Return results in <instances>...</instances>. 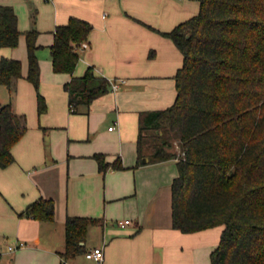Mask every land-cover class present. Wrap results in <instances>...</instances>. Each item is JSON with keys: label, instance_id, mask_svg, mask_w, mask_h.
Segmentation results:
<instances>
[{"label": "crops", "instance_id": "1", "mask_svg": "<svg viewBox=\"0 0 264 264\" xmlns=\"http://www.w3.org/2000/svg\"><path fill=\"white\" fill-rule=\"evenodd\" d=\"M18 15L22 32L40 31L41 90L48 105L39 116L37 91L25 76V35L18 47H0L3 57L19 58L24 77L11 95L0 83V107L13 102L26 114L28 129L13 147L15 161L0 168V264H211L223 226L184 233L172 224V182L177 160L138 165L140 112L163 109L177 96V70L184 55L161 34L196 15L200 0H0ZM77 16L93 24L73 74L53 70L54 30ZM45 47L50 53L43 52ZM43 48V49H42ZM94 66L97 75L125 79L95 99L89 109L69 106L64 83ZM112 127V129H110ZM95 153L121 158L124 169H99ZM52 198L54 221L27 216L26 207ZM23 213V214H21ZM68 216L102 218L89 227L85 246L104 247L98 262L80 253L62 255ZM130 220L125 226L120 221ZM21 242L24 247L11 250Z\"/></svg>", "mask_w": 264, "mask_h": 264}, {"label": "trees", "instance_id": "2", "mask_svg": "<svg viewBox=\"0 0 264 264\" xmlns=\"http://www.w3.org/2000/svg\"><path fill=\"white\" fill-rule=\"evenodd\" d=\"M93 24L72 16L54 30L52 66L58 73L73 74ZM184 55L177 70V96L163 109L140 112L138 165L177 160L172 182V224L184 232L223 226L220 241L211 252V264H264V0H200L199 12L170 31ZM25 35L28 72L25 78L37 91L41 116L48 109L40 93L38 57L40 31L22 32L11 5L0 4V47H18ZM24 77L19 58L0 60V83L11 95ZM71 111L88 109L111 90V80L88 66L83 75L64 83ZM28 129L26 114L13 102L0 107V168L15 161L13 147ZM177 136L182 154L169 150ZM99 169H124L121 158L106 160L95 153ZM52 198H39L23 213L55 220ZM21 213V214H23ZM102 218L68 216L66 247L62 255L85 253L90 226Z\"/></svg>", "mask_w": 264, "mask_h": 264}, {"label": "built area", "instance_id": "3", "mask_svg": "<svg viewBox=\"0 0 264 264\" xmlns=\"http://www.w3.org/2000/svg\"><path fill=\"white\" fill-rule=\"evenodd\" d=\"M89 45L87 42H84L81 46V49H86L88 48ZM125 79L123 78H119V79H111V89L113 90H117L120 88V86L125 83ZM112 129V127L110 128ZM130 220H126V221H120V224L125 226L127 223H129ZM25 246V243L24 242H21L19 245L17 246H10V249L11 250H15V249H18L20 247H24ZM85 255L87 258H90V259H94L98 262H102L104 260V247L103 246H96L90 250H87L85 252Z\"/></svg>", "mask_w": 264, "mask_h": 264}, {"label": "rangeland", "instance_id": "4", "mask_svg": "<svg viewBox=\"0 0 264 264\" xmlns=\"http://www.w3.org/2000/svg\"><path fill=\"white\" fill-rule=\"evenodd\" d=\"M43 48H44V47H43ZM43 48H42V49H43ZM43 52L46 54V57H47V56H48L47 54L50 53V48H49V47H45V48L43 49ZM81 55H82V54H81ZM18 83H19V81H18ZM33 86H34V85H33ZM34 88H35V87H34ZM35 90H36V89H35ZM39 91H40V93L42 94L41 84H40ZM43 114H44V113H43ZM43 114H42V115H43ZM169 150L172 151V152H174V153H176L177 155L182 154L181 143H180L179 138H177V136L172 137V145H171V147H169Z\"/></svg>", "mask_w": 264, "mask_h": 264}, {"label": "water", "instance_id": "5", "mask_svg": "<svg viewBox=\"0 0 264 264\" xmlns=\"http://www.w3.org/2000/svg\"><path fill=\"white\" fill-rule=\"evenodd\" d=\"M143 162H148V158H144L143 159Z\"/></svg>", "mask_w": 264, "mask_h": 264}]
</instances>
